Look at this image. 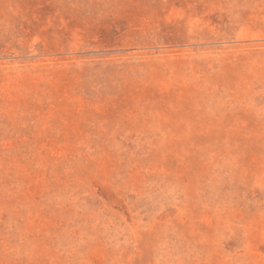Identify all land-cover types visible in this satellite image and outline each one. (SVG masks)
Returning <instances> with one entry per match:
<instances>
[{
    "label": "rangeland",
    "instance_id": "1",
    "mask_svg": "<svg viewBox=\"0 0 264 264\" xmlns=\"http://www.w3.org/2000/svg\"><path fill=\"white\" fill-rule=\"evenodd\" d=\"M0 264H264V0H0Z\"/></svg>",
    "mask_w": 264,
    "mask_h": 264
}]
</instances>
